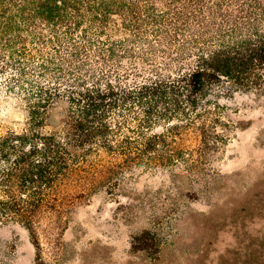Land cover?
Returning <instances> with one entry per match:
<instances>
[{"label":"trees","instance_id":"1","mask_svg":"<svg viewBox=\"0 0 264 264\" xmlns=\"http://www.w3.org/2000/svg\"><path fill=\"white\" fill-rule=\"evenodd\" d=\"M263 66L264 0H0V86L28 125L0 137V220L28 231L43 264L35 219L46 191L101 151L117 168L150 163L161 137L146 132ZM59 101L62 128L44 134ZM134 132L143 149L124 134Z\"/></svg>","mask_w":264,"mask_h":264},{"label":"rangeland","instance_id":"2","mask_svg":"<svg viewBox=\"0 0 264 264\" xmlns=\"http://www.w3.org/2000/svg\"><path fill=\"white\" fill-rule=\"evenodd\" d=\"M202 102L146 132L161 137L150 163L117 168L121 158L101 151L45 192L41 263L264 264V66ZM65 113L55 103L41 132L59 131ZM27 129L24 103L0 86V137ZM124 134L143 149L139 133ZM0 264H38L17 221L0 220Z\"/></svg>","mask_w":264,"mask_h":264}]
</instances>
